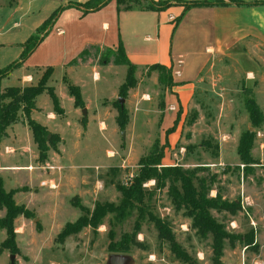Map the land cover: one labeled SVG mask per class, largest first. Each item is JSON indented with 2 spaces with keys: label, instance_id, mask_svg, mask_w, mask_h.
<instances>
[{
  "label": "rangeland",
  "instance_id": "rangeland-1",
  "mask_svg": "<svg viewBox=\"0 0 264 264\" xmlns=\"http://www.w3.org/2000/svg\"><path fill=\"white\" fill-rule=\"evenodd\" d=\"M1 2L2 8H5L4 0ZM155 3L164 5L167 1H155ZM93 4L94 0H87L82 5L90 8ZM91 21L84 20L83 26L86 27ZM235 57L242 65V69L237 66V61L233 60ZM221 62L223 65L229 64L228 67H222L224 68L222 70L217 69L225 76L222 83L213 86L216 93L221 95L212 92L211 99L194 98L192 104L197 107L190 108L187 115V119L192 112H196L197 116H203V120L211 129L204 130L202 124V128H198L200 130L194 133L197 134L195 138H192L190 128H186L184 131L186 138L191 141L189 143H195L196 147L190 144L191 149H188L186 141H183L181 143L183 150L176 147L168 150L167 153L173 157V165L193 169L196 165L208 164L216 158L211 152L219 151L214 139V136L220 134L219 128L234 135L237 145L242 134L251 137L249 151L251 162L243 163L238 157V165L224 163L218 167H206L207 170L200 171L197 175L213 176L211 190L218 192L221 201L239 206L234 213L226 210H210V214L222 223L225 231L238 237L233 246L224 241L220 264H264V90L255 100L251 92V84L243 82L245 71L242 73L241 70L253 65L247 53L232 52L229 59L224 58ZM74 64H76V76L83 77L84 86L79 84V88L68 74L63 73V69L55 68L51 76L42 84L44 92L36 97L38 104L44 109L40 117L42 121H45L47 108L52 107L49 90H53L60 106L57 108L59 114L52 111L59 118L56 121L46 120L48 128L56 130V132L48 131L47 138L52 134L58 138L55 148L50 146L47 151L48 163L40 161L34 142L33 146L26 150L25 157L16 154L17 150L11 154H16V163H23L26 159L28 167L30 165L34 167L36 163L42 162L43 167L39 168L41 173L58 172L60 171L57 166L58 160L63 164L59 159L62 156L60 137L57 133L59 132L65 139L64 156L72 159L66 161L63 174L73 173L78 179L76 182L81 190L86 189L91 192L95 190V192H92L91 196L84 195L83 204L77 194L74 195L77 192L73 189V192L69 193L68 189L64 188L53 199L37 190L39 197L35 198L34 195L33 198L28 197L26 202L29 207H26L23 198L28 194L22 192L27 191L28 186L19 187L18 182L15 185L12 179L4 184L2 179L4 190L13 191L15 203L24 206L30 216L18 215L13 220L15 250L2 245L6 234L0 228V264H10L11 255H13V264H104L108 254L109 232L114 231L115 240H118L124 232L131 234L136 218L135 210L132 216L122 222L114 223L110 219L111 216L107 215L97 228L87 226L79 233L66 237L62 243L56 240L57 234L67 223H72L79 216L84 215V212L75 207L77 202L89 211L97 201L118 203L121 194L116 185L128 187L138 170L139 161L146 157L155 145L156 148L163 146L159 130L164 109L163 95L169 84L168 75L159 68H136L132 73L133 86L128 87L122 97L119 88L125 81L127 65L116 61L115 49L89 48ZM29 72L35 74V80L40 74L33 68ZM218 72L213 71V74ZM16 75L19 73L15 72L9 81L4 80L3 86L18 84ZM95 77L97 80L93 82ZM39 81L32 82V85L38 84ZM66 83L78 88L86 99L87 105L82 103L80 114L76 111L77 107L74 106L73 97L68 93ZM119 99H122V103ZM247 100L255 102L261 110L262 120L256 124H253L248 117L245 108ZM220 104L223 107L221 109L217 107ZM35 107L34 103L33 109ZM83 108H88L89 115L94 113L95 116L91 123L89 122L86 131L81 127ZM119 110H124L125 113L119 116L121 126L117 118ZM98 112L99 114L96 115ZM220 112L222 116H216ZM97 116L100 118L97 119ZM18 119L19 122L25 123L26 117L22 107ZM17 128L20 131V139H25V130L19 126ZM9 139L5 135L0 140L2 141L0 153L5 152V148L10 146ZM199 142L201 148L197 147ZM48 165L51 167L49 168ZM82 179L85 182H82ZM42 181L39 183L40 187L36 182L37 189L47 187L49 190H54L50 187V183L43 186ZM143 188L152 190L154 181L145 182ZM166 191L167 188L155 190L151 202L152 212L168 222L176 242L187 254V259L185 261L176 259L170 252L168 243L157 238L154 225L144 220L136 236L140 246L132 247L130 251L135 264H213L210 236L203 238L195 233L190 227L191 220L184 215V212L174 210ZM17 193L19 194L16 195ZM44 204H50V210ZM45 208L46 212L41 210ZM4 213V210H0V218Z\"/></svg>",
  "mask_w": 264,
  "mask_h": 264
},
{
  "label": "crops",
  "instance_id": "crops-1",
  "mask_svg": "<svg viewBox=\"0 0 264 264\" xmlns=\"http://www.w3.org/2000/svg\"><path fill=\"white\" fill-rule=\"evenodd\" d=\"M55 1L4 0L5 8H2L0 0V69L15 65L6 76L0 78V90L10 87L3 86V81L6 79L9 81L15 72L19 73L16 75L19 82L13 86L24 87L39 80L47 68H51L52 73L55 68L63 69V73L68 74L78 87L79 84L84 86L83 77L76 76L75 61L80 60L89 48L114 50L118 43H121L126 59L135 68L158 64L171 71L173 84L165 89L163 95L164 109L159 130L164 146L161 166L174 164L173 157L167 153L168 150L176 147L183 150L181 146L183 141H186L188 149H191L190 144L195 145V143H189L191 141L186 138L184 133L186 128H190L192 138H195L197 134L194 133L200 130L198 128H202V124L205 127L204 130L211 129L201 115L197 116L193 123L187 124L188 111L190 108L197 107L192 104L194 98L211 99L212 92L217 94L213 86L219 82L222 83L225 79V76L217 69L222 70L225 66L228 67V63L223 65L221 61L224 58L229 59L232 52L247 53L253 61V65L241 70L242 73L245 71L243 82L252 86L253 98L258 99L264 90V0H152L167 1L168 4L156 11L132 9L119 12L115 0H108L96 9L83 7V2L87 0ZM216 1H224L227 4L194 6L188 9L184 7V4L191 2L215 3ZM56 9L59 11L45 32L41 34V40L23 60H20L23 44ZM84 20L92 21L84 27ZM236 58H233L235 62ZM236 64L242 69L238 61ZM32 68L40 73L36 80L35 74L29 72ZM213 71L218 73L214 75ZM28 78H31V81H28ZM95 80H97L96 77L93 82ZM81 95L85 103L86 99L82 93ZM35 105V109L30 114L31 119L45 126L49 132H56L48 128L46 120L56 121L59 116L54 115L50 107L45 112V121H42L40 117L44 109L38 104L37 98ZM217 107L221 109L222 105ZM80 110L81 108H76L79 114ZM85 110L86 115H82L81 121L84 131L95 117L94 113L89 115L88 108ZM98 114L99 112L96 115ZM216 116L221 117L222 112ZM99 118L100 116H97V119ZM18 126L25 130V139H20ZM218 130L220 134L214 136L219 149L218 156L202 166L218 167L224 163L238 165L237 143L234 141V135L223 132L221 128ZM57 133L60 137L62 153L59 159L63 161V164L57 159L60 171L41 173L39 168L43 167L42 162L41 165L36 163L34 167L26 166V159H24L26 150L33 146L31 132L26 123L18 122L6 129L10 146L7 147L8 150L0 153V176L4 184L12 179L15 185L18 182L19 187L28 186V192H22L28 194L23 198L26 207H29L26 202L28 197L33 198V195L35 198L39 197L37 190L52 199L64 188L68 189L69 193L75 190L77 193L74 195L77 194L83 204V196H91L92 192H95V190L92 192L86 189L81 190L73 173L63 174L62 170L66 167V161L72 159L64 156L65 139L62 134ZM197 147H202L200 142ZM15 150L18 151L16 154L24 156L25 163H16V154H11ZM44 163L48 161L45 160ZM48 167L51 166L48 165ZM40 181L45 184L50 183L54 186V190H49L47 187L39 188ZM73 181L74 184H72ZM36 182H38V189L35 187ZM82 182H85L84 179ZM209 195L215 196L216 191L211 190ZM44 205H47L50 210V204ZM41 210L47 211L46 208Z\"/></svg>",
  "mask_w": 264,
  "mask_h": 264
},
{
  "label": "trees",
  "instance_id": "trees-1",
  "mask_svg": "<svg viewBox=\"0 0 264 264\" xmlns=\"http://www.w3.org/2000/svg\"><path fill=\"white\" fill-rule=\"evenodd\" d=\"M108 0H94V4L90 7L96 9L104 5ZM116 8L119 11L140 9L156 11L160 8L167 6L156 4L152 0H115ZM239 3V2H238ZM213 4L225 5L224 1H216L215 3L209 2H191L184 4L185 9L194 6H210ZM59 9H56L50 17H48L35 31V33L28 38L23 44V51L20 60H23L26 55L37 45L41 40L43 32L50 25L51 21L56 17ZM36 34V35H35ZM116 61L120 64L127 65V73L124 83L119 88L120 96H124L128 87L133 86L132 73L136 69L128 62L124 54L121 43H118L116 49ZM15 65H11L6 69H0V78L7 75V72ZM149 67L159 68L165 71L169 78L168 87L172 83L171 71L162 65H151ZM45 72V73H44ZM39 78V83L35 85H28L24 87L10 86L0 90V140L6 135V129L19 122V111L21 107L24 111L26 120L32 140L38 149V156L40 161H45L49 147L55 148V142H58L56 135L48 136V130L45 126L34 121L30 117L31 109L34 108L35 99L37 96L44 92L42 87L52 74V69L47 68ZM67 84L68 93L73 97L74 106L82 108V97L80 90L69 83ZM49 98L52 101V111L56 114L59 108L58 99L53 90L48 91ZM5 98H8L7 100ZM245 108L248 117L253 124L262 120V114L259 107L252 100H247ZM125 114L124 110H119L117 118L119 125L121 122L119 116ZM186 119L187 124L193 123L197 118V113L192 112ZM251 137L248 134H242L236 153L243 163L251 162L249 151L251 148ZM163 148L154 146V149L148 153L146 157L141 159L138 163V170L133 177L130 185L124 187L117 184L116 188L121 194L118 203L113 202H95L91 211L82 206L79 202L75 204L84 215L79 216L74 222L67 223L62 230L57 234L56 240L60 243L68 236L79 233L83 228L89 226L97 228L102 224L104 218L110 215V219L115 223L122 222L126 218L133 215L136 211V218L132 226L131 234L124 232L118 240H115L114 231L109 232V242L107 245L108 253H130L132 247L140 246L136 240L137 234L140 232L141 222L147 220L154 225L157 231V238L168 243L170 252L176 259L185 261L187 254L181 249L180 245L176 242L175 237L170 230L169 224L166 220L161 219L152 212V199L156 189L167 188V196L175 211H183L184 215L188 217L190 227L195 230V233L205 238L210 236L211 249H212V263L220 264V259L223 255L224 241H227L233 246L235 239L233 234L224 230L222 223L218 222L211 214L210 210H226L229 213H234L239 209V206L234 204H227L220 200L218 192L215 196L209 195L211 182L213 176H198V172L207 170L203 166H195L193 169H184L181 165L161 166V158L163 157ZM217 148V147H216ZM215 157L218 152H211ZM149 180L154 181V188L147 190L143 188V184ZM13 191H5L3 188L2 178L0 177V210H4V216L0 218V228L5 231L6 237L2 241V245L7 248L15 250L14 238L15 232L13 227V220L18 215L25 217L30 216L29 211L22 205H17L13 199ZM135 210V211H134ZM134 211V212H133Z\"/></svg>",
  "mask_w": 264,
  "mask_h": 264
},
{
  "label": "water",
  "instance_id": "water-1",
  "mask_svg": "<svg viewBox=\"0 0 264 264\" xmlns=\"http://www.w3.org/2000/svg\"><path fill=\"white\" fill-rule=\"evenodd\" d=\"M119 102L122 103V99ZM82 114L86 115L85 108L82 109ZM10 264H13V255L10 256ZM104 264H135V259L130 253H108Z\"/></svg>",
  "mask_w": 264,
  "mask_h": 264
},
{
  "label": "built area",
  "instance_id": "built-area-1",
  "mask_svg": "<svg viewBox=\"0 0 264 264\" xmlns=\"http://www.w3.org/2000/svg\"><path fill=\"white\" fill-rule=\"evenodd\" d=\"M28 81H31V78H28ZM5 150H8L7 148H5ZM42 185H46L45 182H41ZM50 187L54 188L53 185H50Z\"/></svg>",
  "mask_w": 264,
  "mask_h": 264
}]
</instances>
